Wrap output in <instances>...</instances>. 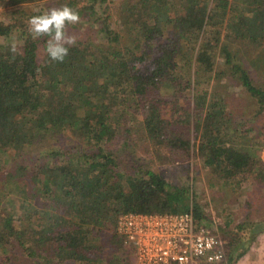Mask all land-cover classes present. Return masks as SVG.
<instances>
[{
    "label": "trees",
    "instance_id": "trees-1",
    "mask_svg": "<svg viewBox=\"0 0 264 264\" xmlns=\"http://www.w3.org/2000/svg\"><path fill=\"white\" fill-rule=\"evenodd\" d=\"M35 1L39 0H0L5 6L0 12V153L19 151L14 172L8 177L0 172V202L8 187L22 190L29 185L36 191L30 196L40 194L43 207L22 200L25 208L29 205L26 217L17 226L11 216L4 218L0 246L18 240L29 256L40 255L45 264L69 260L133 264L132 249L117 231L119 216L125 212L192 208L215 231L189 182L173 183L162 172L143 166L135 173L118 168L115 153L104 145L115 137L118 117L143 123L157 153L170 159L172 150L191 155L192 137L185 127L193 125L198 132L201 129L195 154L215 177L236 182L241 173H254L264 183V163L258 153L264 125L251 118L238 122L224 95L208 91L207 82L220 51L233 75L256 99L258 112L264 113V87L235 57L231 48L240 46L229 42L239 39L252 45L248 54H257V67L264 66L260 64L264 0H215L211 9L209 0H182L175 10L170 0H124L120 11L124 26L117 30L102 20L107 42L93 47L76 40L62 63L48 57L46 37L34 40L28 32L26 22L37 14L26 4ZM106 1L68 0L67 4L77 12L89 4L94 13L95 5ZM80 2L84 4L77 7ZM16 28L25 39L12 53L11 44L2 37ZM165 104H171L173 119L162 115ZM66 130L84 145L75 150L53 146L43 156L47 168L39 160L32 162L29 148L37 138L57 139ZM250 131L257 134L250 136ZM161 145L170 150L159 151ZM6 160L0 157V171ZM27 174L37 176V182L31 184ZM257 222L247 239L222 228L231 251L238 250L230 259L239 261L248 253L264 231V220ZM108 243L113 248L110 256H100ZM125 248L129 255L122 256Z\"/></svg>",
    "mask_w": 264,
    "mask_h": 264
},
{
    "label": "rangeland",
    "instance_id": "rangeland-1",
    "mask_svg": "<svg viewBox=\"0 0 264 264\" xmlns=\"http://www.w3.org/2000/svg\"><path fill=\"white\" fill-rule=\"evenodd\" d=\"M68 0H39L26 4L30 12L41 14L52 7H61L67 4ZM124 0H108L104 3L95 5V12H91V6L84 4L85 7L78 12L80 22L75 25H69L67 32L69 35L76 37V40L91 44L93 47L107 42L106 32L102 29V20L107 19L117 30L123 25V14L120 12L124 6ZM173 9L179 7L182 0H170ZM81 2L77 7H80ZM68 5V4H67ZM215 5V0H209L208 7L211 9ZM5 7L0 6V12ZM76 10V9H75ZM77 11V10H76ZM173 13V12H172ZM174 14V13H173ZM221 17V16H219ZM224 31V29H223ZM25 37L22 35L20 28H16L11 35L2 37V40L9 44H16L18 50L23 46ZM125 40V36L123 37ZM232 47L239 45V49L231 48L235 57L240 59L243 65L248 67L252 72L255 83L264 87V66L257 67L255 62H259L257 54H248L252 45H246L245 42L240 43L239 39L229 41ZM264 61L260 62L263 64ZM210 78L208 91H216L217 94L224 95L228 102V109L234 113V117L240 122L244 120L248 122V118L254 119L256 125H264V113L258 112V103L249 91L241 84V80L232 73L231 65L226 63L225 56L219 51L216 56V63L213 70L208 74ZM193 97V95H192ZM184 101L183 103H186ZM171 104L163 105L162 115L173 119L175 116L171 111ZM119 124L116 127L117 132L111 140L105 141L107 149L112 150L118 160V168L123 169L127 173L137 172L139 166L153 168L162 172L169 181L176 184L189 182L190 190L194 194V198L202 206L206 221L212 225L219 236L224 240L226 257L219 263L215 264H264V231L260 232L253 246L247 255L240 258L239 261L230 259L231 255H235L238 250L231 251L229 246V236H224L223 229L227 228L229 234L234 236L242 235L244 239L249 238L254 230L257 229L259 220H264V183L259 182L254 173H241L238 180H223L215 177L212 170L207 167L202 159L195 153L200 142V131L192 125L185 127L186 134L192 137L191 155L181 154L179 150L170 153V158H164L157 153L156 142L151 138V134L143 123H132L126 118L118 117ZM175 123V122H174ZM257 134L256 131H250V136ZM260 133H263L260 131ZM228 137V135H227ZM229 138V137H228ZM84 141L79 139L71 130H66L59 138L41 137L36 139V144L29 148V152L33 157L32 162H40L43 168H47L48 162L43 158L44 154L53 146L65 147L75 150L81 147ZM170 150L168 147L161 145L159 151L165 152ZM19 154V151H16ZM12 152L0 153V157H6L5 167L0 172L2 176L8 177L14 172L17 166V154ZM261 161L264 163V139L258 150ZM184 156L185 159L182 157ZM33 164V163H31ZM34 165V164H33ZM52 166V165H51ZM30 172V171H28ZM29 178L31 184L36 183L37 176L25 175ZM21 177L18 178L20 180ZM22 186V184H21ZM7 188V186H6ZM61 186H55L58 190ZM36 192L29 185H25L23 189L18 187L7 188L5 197H1L0 202V227L6 216H11L15 226L27 214V207L22 204L25 202L35 203L37 207H43V198L40 194L30 196L29 193ZM53 194V192H51ZM24 207V208H23ZM20 208V209H18ZM257 223V224H256ZM240 227V228H238ZM0 232H2L0 230ZM10 245L6 247L0 246V264H45L42 256L32 257L19 244L18 240L11 239ZM107 244V247L100 250L99 255L110 256V250L113 248ZM121 250V249H120ZM119 250V251H120ZM128 254L125 248L122 250V256ZM115 254L121 255L118 252ZM106 260L107 258L104 257ZM102 262H106L102 260ZM64 264H84L79 261H65Z\"/></svg>",
    "mask_w": 264,
    "mask_h": 264
},
{
    "label": "built area",
    "instance_id": "built-area-1",
    "mask_svg": "<svg viewBox=\"0 0 264 264\" xmlns=\"http://www.w3.org/2000/svg\"><path fill=\"white\" fill-rule=\"evenodd\" d=\"M117 231L133 252V264H215L226 257L224 240L192 208L121 214Z\"/></svg>",
    "mask_w": 264,
    "mask_h": 264
},
{
    "label": "clouds",
    "instance_id": "clouds-1",
    "mask_svg": "<svg viewBox=\"0 0 264 264\" xmlns=\"http://www.w3.org/2000/svg\"><path fill=\"white\" fill-rule=\"evenodd\" d=\"M80 22L79 13L68 5L52 7L41 14L33 15L27 20L28 32L34 40L46 37L45 51L55 62H64L69 54V46L76 44V37L69 35L67 28ZM11 52L16 53L13 43Z\"/></svg>",
    "mask_w": 264,
    "mask_h": 264
},
{
    "label": "crops",
    "instance_id": "crops-1",
    "mask_svg": "<svg viewBox=\"0 0 264 264\" xmlns=\"http://www.w3.org/2000/svg\"><path fill=\"white\" fill-rule=\"evenodd\" d=\"M247 255V254H246ZM245 256V255H244Z\"/></svg>",
    "mask_w": 264,
    "mask_h": 264
}]
</instances>
